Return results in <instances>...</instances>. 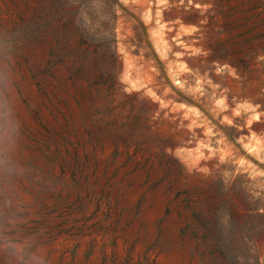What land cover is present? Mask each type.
<instances>
[{"label": "rangeland", "instance_id": "obj_1", "mask_svg": "<svg viewBox=\"0 0 264 264\" xmlns=\"http://www.w3.org/2000/svg\"><path fill=\"white\" fill-rule=\"evenodd\" d=\"M194 3L208 9L206 37L213 53L209 60L231 64L245 75L243 81H229L234 91L264 92V60L258 59L264 56V0ZM43 4L66 10L64 0H0V18L11 28L19 12L27 14L26 5ZM197 19L195 13L184 16L185 23ZM56 29L60 43L41 42L34 52L42 65L51 46L83 48L74 25L68 32L69 43L61 39L59 23ZM143 31L136 32L138 44L144 40ZM88 51L96 54L115 82L89 89L84 80H69L66 66L58 64L57 79H49L50 96L38 92L17 55L25 155L32 163L36 194L32 229L44 233L52 249L51 264H214L204 246L181 236L194 210L212 214L219 227V213L225 210L232 226L240 225L234 232L246 222L254 226L251 232L264 238V215L253 214L238 187L241 178L225 191L216 177L224 170L217 167L223 160L229 171L258 179L260 168L254 157L264 154V142H224L215 146L213 159L204 160L208 137L198 134L195 139L175 141L171 136L181 122L197 119L194 115L142 100L152 78L145 63H136L127 53L116 56L114 51L101 52L91 45ZM151 56L158 62L154 52ZM183 101L178 94L174 104ZM260 128L264 125H253L254 130ZM229 134L236 135L233 130ZM166 147L180 156L166 154ZM180 159L191 169L182 166ZM229 247L235 256L233 244Z\"/></svg>", "mask_w": 264, "mask_h": 264}, {"label": "clouds", "instance_id": "obj_2", "mask_svg": "<svg viewBox=\"0 0 264 264\" xmlns=\"http://www.w3.org/2000/svg\"><path fill=\"white\" fill-rule=\"evenodd\" d=\"M64 7L79 35L94 50L114 51L116 56L127 53L136 63L149 67L150 88L142 100L197 118L172 129L175 141L188 136L195 139L198 134L208 137L204 160L213 159L215 146L224 142H264V128L253 129L254 124L264 125V92L248 95L243 90L234 91L229 81H243L245 75L231 64L209 60L213 53L206 37L208 9L194 0H64ZM192 13L197 14V21L185 23L184 16ZM141 28L144 40L138 44L136 32ZM21 43L18 33L0 30V264H51L52 249L44 233L32 229L36 194L19 108L17 54ZM153 52L158 62L152 58ZM258 59L264 60V56ZM116 79L120 81L119 76ZM178 94L184 101L174 104ZM146 116L150 118L149 113ZM230 130L236 135H230ZM164 152L174 158L180 156L172 148L166 147ZM254 160L260 168L258 179L229 171L223 160L217 167L224 170L216 177L225 191L240 177L238 187L253 207V214L264 215V168L260 167L264 166V154ZM178 161L191 169L183 159ZM219 224L225 241L233 244L234 264H264V238L247 230L234 232L230 213L225 210L219 213Z\"/></svg>", "mask_w": 264, "mask_h": 264}, {"label": "trees", "instance_id": "obj_3", "mask_svg": "<svg viewBox=\"0 0 264 264\" xmlns=\"http://www.w3.org/2000/svg\"><path fill=\"white\" fill-rule=\"evenodd\" d=\"M25 9L27 14L23 11L19 12L17 14L18 22L11 28L5 26L0 18V27L20 35L22 43L17 55L22 58L32 83L39 93L46 96H50L52 93L49 79H57L55 71L58 64L66 66L69 80L73 83L76 80H84L89 89L106 82L110 85L115 82V77L104 71L99 64L96 54L88 51L90 44L81 36L78 41L82 45V49H76L70 44H65L62 48L51 46L47 62L42 65L33 57L39 44L50 41H55L56 45L60 43L59 33L56 29L58 23L63 29L61 39L67 42L69 40L68 32L73 26L72 18L67 16L66 10L54 4L26 5ZM212 218L213 216L209 212L194 210L192 221L181 229V236H189L190 240L196 241V246H204L214 264H234L235 256L230 251V243L225 241L221 227L217 226ZM235 224L233 225L234 230L240 226L237 222ZM253 228V225H247L245 222L239 232L245 230L251 232Z\"/></svg>", "mask_w": 264, "mask_h": 264}]
</instances>
